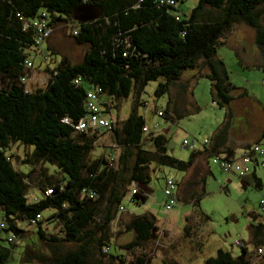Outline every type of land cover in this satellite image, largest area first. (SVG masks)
Segmentation results:
<instances>
[{"label":"trees","instance_id":"16d2710c","mask_svg":"<svg viewBox=\"0 0 264 264\" xmlns=\"http://www.w3.org/2000/svg\"><path fill=\"white\" fill-rule=\"evenodd\" d=\"M174 1L173 6L159 0H0V209L4 215L0 218L6 222L0 227V264L13 258L18 241L28 232L35 237L26 242L19 264H150L145 254L133 253L127 259L108 253L114 237L112 224L130 187L135 186L131 198L144 203L150 164L185 172L203 163L208 167L215 153L234 155L235 147L227 143L234 141L230 102L236 86L229 81L217 48L225 44L223 39L236 24L243 23L254 29L264 60V0H197L187 15L179 7L186 0ZM82 5L100 7V17L86 23L74 20V9ZM42 12L51 28L59 26L58 22L71 27L74 40L84 49L75 62L62 55L50 70L47 85L28 91L24 86L29 70L26 60L33 63L30 57L53 32L39 39L37 27L26 24ZM42 57L47 60L46 55ZM187 69L197 70L194 79L208 78L211 100L225 110L211 137L181 159L169 153L164 134L146 125L138 106L148 82L160 80L153 94H167V101L159 116L175 123L199 111L189 98L191 79L179 83ZM98 88L103 113L112 115L119 109L118 102L132 95L131 112L121 127L112 115L110 130H78L79 120L87 114V93ZM99 131L111 133L113 141L100 156L90 158ZM13 144L29 148L21 161L31 166L28 173L15 168L8 155ZM49 166L62 177L49 173ZM36 168L40 170L37 182L33 177ZM168 178L175 180L166 176L164 186ZM245 179L262 186L255 167ZM205 180L204 173L198 183ZM31 183L41 194L30 201ZM47 188L52 193L45 195ZM88 192L95 196L89 197ZM175 192L177 203L198 201L193 192L187 199ZM249 215L248 238L256 253L258 248L264 250V223L257 219L259 215ZM155 218L147 213L130 218L124 231H132L134 238L124 245L126 250L157 238ZM45 221L53 222L57 231L47 232ZM184 228L190 234L188 224ZM10 233L15 240H9ZM240 242L236 255L217 249L203 264H264L255 263L245 241Z\"/></svg>","mask_w":264,"mask_h":264},{"label":"rangeland","instance_id":"374dc122","mask_svg":"<svg viewBox=\"0 0 264 264\" xmlns=\"http://www.w3.org/2000/svg\"><path fill=\"white\" fill-rule=\"evenodd\" d=\"M196 3L197 0L182 2L179 7L183 15H187ZM261 20L264 23V16ZM58 23L59 26L53 29L51 36L45 40L42 47L37 48L30 57L33 58V66L26 71L24 84L28 91L44 88L47 85L50 70L62 55L68 56L73 62L78 61L82 56L84 45L78 44L74 40L72 28L61 25V22ZM253 33L252 27L244 26L242 23L236 24L226 36L227 38L223 39L229 40L228 44L232 43L233 46L223 44L217 48V54L226 63L230 82L235 84L236 89L238 87L249 88L264 105V83L262 82L264 69L254 64L236 74V59L238 57L242 61H247L248 64L256 61L258 50L252 39ZM242 51L246 52L242 56L244 59L239 56L243 54ZM42 55H46L47 60ZM233 63H235L234 66ZM196 71V69L185 70L179 83L182 80L184 82L185 77H191ZM159 81H150L146 85L141 94L138 113L144 116L149 128L154 129L156 126L155 132L159 131L158 133L161 132L166 136L170 154L187 159L191 147L184 146L183 139L187 138L197 144L199 141L202 142L205 138L211 137L221 123L225 109L211 100L208 78L199 76L192 81V93L189 95L190 100L199 106V111L177 119L175 123L166 121L157 115V111L164 110L166 107L167 94L160 97H155L153 94ZM104 98L109 99L108 97ZM118 103L119 109L113 110L112 115L116 117L117 126L121 127L122 121L131 112L132 95L122 98ZM232 112H234V116L231 121L232 123L236 121V127L232 132H235L237 136H243L244 131L252 124L253 117L250 111H238V115H236L235 109ZM97 134L99 135L98 140L94 150L89 154L90 158L100 156L104 147L113 141L111 133L99 131ZM27 150L29 148H24L21 144H13L7 151L8 155H11L15 168L24 173H28L31 169L30 165L21 162ZM119 153L118 151V155ZM237 154H239V150ZM39 172V168L33 172L35 182L40 178ZM148 172L150 180L144 187L146 199L144 203L140 199H132L131 194L135 192V186L134 188L130 187L129 195L122 202L123 208L118 210L117 220L112 224L114 237L109 245L108 253L124 255L127 259L131 258L133 253L145 254L150 256V264H203L205 259L216 254L217 249L228 250L236 255L240 251V247L236 245L235 241L244 240L245 245L251 250V255L254 256V262L264 263L262 255L257 256L253 251L248 238V224L251 220L249 213L264 214V210L259 205L260 200L264 199V165L255 167V174L262 180L260 187L253 185L250 181L246 183L244 177L233 172L223 171L218 164L213 163L210 159L208 167L203 163L200 166H193L185 172L152 163L149 165ZM49 173L55 177H62V174L51 166H49ZM204 173L206 175L205 183H198ZM166 176H172L177 181V194L180 199H187L193 192V197L198 198V201L192 204V202L185 203L180 200L171 210L165 209L163 186ZM39 193L35 184L31 183L28 189V199L36 200ZM142 213L155 215L158 236L155 239L142 242L132 251L126 250L124 245L131 240L132 233L125 232L124 226L131 217ZM3 216L0 209V217ZM257 219L264 223L261 216H257ZM44 224L47 232L57 231L53 222L47 224L45 221ZM185 224H188L190 234H186ZM34 237V233L28 232L24 239H20L14 250L13 258L7 264H19L20 254L26 242L29 241V238Z\"/></svg>","mask_w":264,"mask_h":264},{"label":"built area","instance_id":"2783aa9c","mask_svg":"<svg viewBox=\"0 0 264 264\" xmlns=\"http://www.w3.org/2000/svg\"><path fill=\"white\" fill-rule=\"evenodd\" d=\"M140 1V0H139ZM165 2L169 5H175L174 0H159V3ZM32 23L34 26L37 27L39 31V39H46L52 32L53 28H51L48 25V19L44 12L41 13L40 16L34 18L31 20V22H26V24ZM73 33H76L75 31ZM33 66V63H31L30 59L26 60V67L31 69ZM264 83V78L262 79ZM78 82V80H76ZM97 91H100V89H96V91H89L87 93V114L78 122V125L76 128L78 130H89V129H95V128H105L110 130L113 126V116L103 113L101 106L98 103L97 99ZM158 115H161V111H157ZM154 130H157L156 126H154ZM143 130L147 132L149 130L148 127H144ZM204 142V140L202 141ZM198 142L197 144L193 141H189L187 138H184L182 141V144L184 146L191 147V150L198 149L201 147V143ZM213 163H216L220 166V168L223 171L227 172H233L240 177H248L251 172L253 171L254 167L259 165H264V133L260 140L251 143L247 145L246 147H243L241 149V152L239 154L234 153L232 156H226L225 153H215L210 156L209 158ZM176 189H177V182L176 180L172 178H168L165 181V186L163 189L164 193V207L165 209H172L176 203ZM86 190L83 189L82 193H85ZM45 195H48L52 193V188H47L44 191ZM89 197L95 196L93 192H88ZM259 205L262 210H264V199H261L259 202ZM123 206H120V209H122ZM264 219V214L260 215ZM37 218H42L40 214H37ZM6 222L0 218V227H5ZM9 240H15L16 236L13 233H10ZM236 244H240V240H236ZM108 247L104 248V251H107ZM259 253V254H258ZM257 256H261L264 254V250L262 248H258L256 251Z\"/></svg>","mask_w":264,"mask_h":264},{"label":"crops","instance_id":"0c3cea01","mask_svg":"<svg viewBox=\"0 0 264 264\" xmlns=\"http://www.w3.org/2000/svg\"><path fill=\"white\" fill-rule=\"evenodd\" d=\"M244 26H245V24H244ZM252 39H253L254 45L256 46V49L258 50V53L256 54V61H254V63H252V64H248L247 61H242V59L240 57H238L236 59V62H237L236 63V66H237L236 74H239L242 70H244L245 68H249L250 66H253L254 64L264 69V60H263V56H262L263 54L255 43V33H253ZM252 39H251V42H252ZM228 41L229 40H227V41L224 40L225 45L233 46L232 43L228 44ZM252 45H253V43H252ZM242 53L243 54L239 55V56L242 57L244 54H246V52L244 53V51H242ZM218 57L221 58L219 55H218ZM242 58L244 59V57H242ZM234 65H235V63H233V66ZM194 75H195V73L192 74L191 77H185L184 79H186V80L191 79V82H192L194 80V77H193ZM228 77H229V81H230L229 72H228ZM231 83L233 84V82H231ZM233 95H234V98L231 100L230 106L232 109H235L236 115H238V111H243V112L250 111V113L253 117L252 124H250L249 128L244 131L243 136H237V135H235V132L234 133L232 132V131H234V127H236V121H233V123H231L230 135L234 141H231L227 144L229 146L235 147V149H234L235 153H237L238 150L240 153L241 149L245 145H249L251 143H254V142L260 140V138L262 137V135L264 133V105H263V102L260 99H258L255 96V94L247 87H245V88L244 87H238ZM233 116H234V112H233ZM244 181L246 183H248V181L246 179ZM128 232L132 233L131 240H133L134 233L132 231H128Z\"/></svg>","mask_w":264,"mask_h":264},{"label":"water","instance_id":"95a60500","mask_svg":"<svg viewBox=\"0 0 264 264\" xmlns=\"http://www.w3.org/2000/svg\"><path fill=\"white\" fill-rule=\"evenodd\" d=\"M72 15L74 20L78 22H92L100 17L101 8L94 5H82L74 9Z\"/></svg>","mask_w":264,"mask_h":264}]
</instances>
